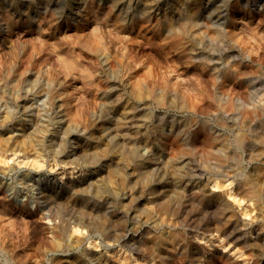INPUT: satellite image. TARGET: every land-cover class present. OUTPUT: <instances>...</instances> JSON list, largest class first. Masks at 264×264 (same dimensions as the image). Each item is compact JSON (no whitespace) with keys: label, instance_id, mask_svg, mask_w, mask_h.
<instances>
[{"label":"rangeland","instance_id":"obj_1","mask_svg":"<svg viewBox=\"0 0 264 264\" xmlns=\"http://www.w3.org/2000/svg\"><path fill=\"white\" fill-rule=\"evenodd\" d=\"M9 1L16 11L10 29L3 11L8 4L0 0V141H9L7 149L0 147V264H98L92 254L115 264H156L107 240L100 231L103 198L92 194L90 183H102L108 168L122 164L105 148L121 155L128 147L125 136L115 146L106 145L105 138L98 141L101 121L119 111L118 98L120 111L129 105L146 112L137 139H146L156 150L170 155L172 145L201 147L207 137L213 146L221 142L228 148L226 166L260 175V205L240 199L254 216L245 231L248 244L215 232L191 233L199 236L196 241L205 256L218 251L242 264H264V0H153L150 8L145 0H121L117 11L111 0H52L46 5L39 0ZM119 13L126 22L117 28ZM195 20L206 21L201 33L191 29ZM210 24L222 30L220 37ZM93 32L102 40L89 48V43H97L90 37ZM61 54L77 66L66 65ZM132 81L141 84L139 96L130 91ZM57 90L69 103L57 100L62 95ZM23 104L30 107L27 114L22 113ZM36 106L47 120V142L55 132L50 143L60 157L29 152L23 119L31 124L39 111ZM247 111L261 120L251 122L245 118ZM67 124L70 135L58 145L65 130L61 126ZM146 149L141 154H147ZM180 164L187 180L205 182L218 193L226 191L213 187L214 182H224L234 193V182L218 176L213 162L198 155ZM123 167L132 172L131 166ZM152 174L165 178L167 172ZM80 188L95 199V208L80 209L63 196L42 206L45 193L56 190L68 196ZM237 236L244 240L243 233ZM244 245L251 255L240 251Z\"/></svg>","mask_w":264,"mask_h":264},{"label":"bare ground","instance_id":"obj_2","mask_svg":"<svg viewBox=\"0 0 264 264\" xmlns=\"http://www.w3.org/2000/svg\"><path fill=\"white\" fill-rule=\"evenodd\" d=\"M2 1L8 4L4 7L3 11L8 13L5 17L8 16L9 21L5 26L10 29L11 19L15 18L16 11L14 10V5L10 4L9 0ZM49 1L52 0H39V3L46 5ZM152 1L145 0V7L150 8L153 3ZM202 1L212 4L216 0ZM220 1L224 2V0ZM111 4L115 11L121 10L119 8L121 0H111ZM74 8L77 10L78 7L75 6ZM54 11L58 14L62 10L54 9ZM119 15L118 21L114 22L117 28L124 27L126 22L125 15L120 13ZM196 21L190 22L193 24L191 29H194L197 33H201L202 23L206 21L203 20L202 23ZM208 26L211 27L212 24ZM214 27H211L213 32L216 33L214 35L220 37V31L222 30L219 29L220 31H218ZM90 37L94 38L97 43H89V48L98 47L102 37L94 32ZM174 42L178 43L179 40L176 39ZM65 55L62 56L61 60L63 59L65 63L67 62L66 65L77 66ZM141 90H143L141 84L138 81H132L130 89L132 94L139 96ZM55 92L59 95L62 94L60 90ZM43 94L42 90L38 93L39 96ZM57 100L62 101L64 104L69 103V100L63 94ZM119 100L120 98H118L116 103V105L118 104L116 107L119 111H116L112 115V119L106 122L101 121L103 122L100 126L101 140L98 141L102 143L105 138V141L108 143L106 145L115 146L120 139L125 140V136L128 140V143H126L128 147L126 152L121 153V155L117 154L116 151L114 152L113 149L105 148V151L109 150V154L111 152L114 154V158L121 160L120 163L122 164H116L108 168L106 178L102 183L97 182V180L90 183L93 186L92 194L94 193V196L100 194V197L103 198L104 212L102 223L104 226L102 227L103 229H100L101 233L107 240L117 242L121 246L126 247L130 252L142 255L149 263L155 261L156 264H162L165 261L171 264H188V262H199V264H202L204 261V264H242L231 257L229 258V256H222L218 251L211 252V255H203V247L196 241V238L199 239V236L197 234L193 236L191 231L199 229L205 233L215 232L236 244H248L249 239L245 236V231L252 227L254 216H252L249 206L242 205L240 199L245 201L253 200L254 203L260 205L259 190L262 191L260 175L253 172H244L241 166L238 165L226 166V161L230 156L228 148L221 142L217 144L219 145L218 147L213 146L214 143L211 144L207 137L203 138L204 143H199L201 147H198L196 144H193L196 145L194 147L172 145L170 147L172 154L170 155L162 149V151L156 150L153 144L146 139H137V131L145 123L146 112H137V109L129 105L126 108L121 107L120 111ZM24 106L23 104L22 113L27 114L30 111V107ZM229 107L230 105H227L226 108ZM35 109L39 110L37 106ZM39 112L40 110L33 115L31 124H27V119H23L25 123L22 130L29 143L27 145L29 152L38 157L44 153L53 158L60 157L62 153L56 152L52 147V143H50V141L55 139V132L49 134L51 139L47 142V126L45 123L47 120ZM245 118L251 119L253 123L261 120L252 111L245 112ZM62 127L65 130H62V135L57 139L58 145H64L68 134L70 135L69 130L66 131L68 124ZM262 139L263 146L260 153L264 155V135H262ZM237 140L239 145L243 146L245 144L242 137L238 136ZM7 145H9V141H0V147L7 149ZM15 145V149H22V146ZM86 148H88V144L83 147V151H86ZM146 148L149 149V152L141 154V151H145ZM25 152L29 153L28 151ZM198 155L204 160L214 163V167L219 169L220 174L218 176H226L234 182L233 194L231 191H228L224 182H214L213 187L224 188V191H226L218 193L208 188V184L205 182L186 179V168H182L180 163L185 160L192 161ZM232 160H235V158H232ZM123 164L132 167L130 174L125 171ZM162 170L167 172L165 178H163L164 176L158 178L153 176L152 173L159 175ZM212 181H214V178ZM114 186H117L119 191ZM85 192V188L75 189L67 196V194L65 195L60 191L52 190L43 195L41 203L42 206H45L46 204L55 202L57 199H62L63 196L66 202L80 209L95 208V206H92L95 199ZM236 197L239 198V202H236ZM200 206L201 209L198 208ZM193 207L197 208L199 212H193ZM81 221L82 219L79 220V222ZM63 231L65 232V230ZM240 233H243L244 240L239 239L237 236ZM252 244L249 243V246ZM246 246L248 245L240 247V251H245V253L247 252L246 254L251 255V253H248L249 250L246 249ZM206 250L210 251L211 249L206 247ZM92 256L98 264H115L111 260L103 262L100 255L92 254ZM116 257L118 258V256ZM120 258L125 261L127 259L124 256H120Z\"/></svg>","mask_w":264,"mask_h":264}]
</instances>
